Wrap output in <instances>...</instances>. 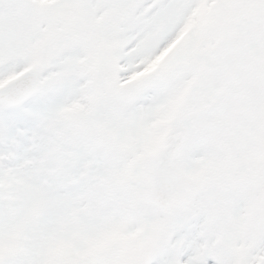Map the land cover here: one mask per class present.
<instances>
[{
	"label": "snow or ice",
	"instance_id": "1",
	"mask_svg": "<svg viewBox=\"0 0 264 264\" xmlns=\"http://www.w3.org/2000/svg\"><path fill=\"white\" fill-rule=\"evenodd\" d=\"M0 264H264V0H0Z\"/></svg>",
	"mask_w": 264,
	"mask_h": 264
}]
</instances>
